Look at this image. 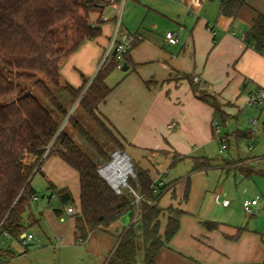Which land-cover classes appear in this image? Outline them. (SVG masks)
Listing matches in <instances>:
<instances>
[{
    "label": "crops",
    "instance_id": "crops-1",
    "mask_svg": "<svg viewBox=\"0 0 264 264\" xmlns=\"http://www.w3.org/2000/svg\"><path fill=\"white\" fill-rule=\"evenodd\" d=\"M176 1L164 7L168 21L164 35L173 32L178 43L170 45L164 35L156 33L159 27L153 22L160 20L157 15H150L149 9L151 25L138 29L143 39L131 50L127 71L116 70L120 77L113 85L108 84L109 77L106 80L113 90L98 114L125 142V153L137 169L148 171L154 183L163 184L156 191L163 192L158 202L163 210L160 234L164 236L169 207L184 212L180 230L160 250L155 264L264 263L262 235L228 219L226 213L215 220L191 213L187 209L191 185L188 200H183L190 177L170 175L176 163L187 164L191 172L192 159L208 158L204 155L207 148L219 142L221 136L216 132L215 109L199 99L194 87L210 95L229 118L247 110L252 106L250 97L264 91V49L260 52L245 41L255 17L264 16V0H245L246 6L236 18L220 15L222 0ZM101 28V37L85 42L62 62V81L78 88L82 75L95 78L104 64L114 31L111 23ZM254 108L262 111L264 105ZM171 124L176 127L169 128ZM246 159L255 162L249 157L242 160ZM214 168L221 173L230 170L222 162ZM231 205V201L228 206L222 205L225 212ZM139 219V214L132 218L128 212L110 227L92 233L83 245L105 264L125 230ZM203 222L218 225L207 229Z\"/></svg>",
    "mask_w": 264,
    "mask_h": 264
},
{
    "label": "trees",
    "instance_id": "trees-1",
    "mask_svg": "<svg viewBox=\"0 0 264 264\" xmlns=\"http://www.w3.org/2000/svg\"><path fill=\"white\" fill-rule=\"evenodd\" d=\"M101 1L0 0V62L8 71L6 74L0 68V237L8 234L18 241L20 235L27 232L24 216L36 196L32 181L40 172L44 160L55 155L79 175L80 206L74 216L76 243L85 244L92 233L110 227L128 212H131L132 218L139 214V221L125 230L105 264H138L141 253L142 264H155L160 250L180 230V218L184 212L174 206L168 208L170 214L162 236L159 218L163 210L158 202L163 192L154 191L149 172L136 169V176L128 179L131 189L141 197L139 202L129 188L117 194L101 177L98 162L86 153L66 127L62 128V123L67 119L79 138L96 155L105 163L111 162V152L84 128L74 114H70L57 95V91L63 88L69 95L71 105L78 102L77 109L80 108L90 120L96 122L104 133L111 134L100 122L97 113L113 90L106 80L120 67L116 50L109 53L93 80L82 75L83 82L78 88L63 83L60 74L64 60L85 42L102 36L101 25L89 22L92 10L102 11L97 6ZM245 6V0H222L219 13L236 18ZM57 31L60 32L63 46L59 43ZM245 41L258 51H263V15L255 17ZM130 52L124 55L122 66H129ZM30 84L46 103L41 102L33 91L27 90ZM194 91L199 99L215 109L216 116H220L226 126L229 117L222 112L219 104L196 87ZM16 95L18 97L13 99ZM218 126L221 127L219 122ZM233 136L238 141L251 138L253 133L236 130ZM225 142L229 148L228 137ZM31 159L34 161L31 162ZM192 161L191 172L215 167L214 160L209 158H193ZM242 173L249 178L256 172L243 170ZM49 190L53 195L61 193V200L71 206V195L66 190L56 192L52 183ZM189 192L188 178L184 201L188 200ZM203 225L207 229H215L218 224L203 222ZM5 255L13 254L0 248V257Z\"/></svg>",
    "mask_w": 264,
    "mask_h": 264
},
{
    "label": "rangeland",
    "instance_id": "rangeland-1",
    "mask_svg": "<svg viewBox=\"0 0 264 264\" xmlns=\"http://www.w3.org/2000/svg\"><path fill=\"white\" fill-rule=\"evenodd\" d=\"M174 2L177 1L127 0L122 18V31L126 30L134 34L137 33L139 28H148L151 25L148 17V10L150 9V15L155 14L160 20V23L153 22L159 27L156 33L163 36L166 31L165 28L168 26V21L164 17V7L173 5ZM101 13L102 11L97 9L92 10L89 14V22H96ZM110 14L111 12H105V16ZM56 35L60 45L63 46V41L59 37L60 32L57 31ZM107 56L108 49L104 60ZM0 68L8 74L1 62ZM115 71L109 76L108 84L113 85V83L118 82L120 71ZM27 90L33 91L41 102H45L44 98L35 91L32 84L27 86ZM57 95L67 106L70 114H74L84 128L96 136L100 144L111 152V162L116 152L121 154L126 152L125 142L116 135L100 113H97L100 122L112 135L104 133L96 122L90 120L80 108L77 109L78 102L71 105L69 95L63 88L57 91ZM17 97L16 95L13 99ZM50 109L55 113L52 107ZM252 119H258L259 125L257 128L251 127L250 121ZM217 122L221 125V137L227 136L229 138V148L223 154H220V141L215 142L207 148L204 155L214 160L215 165L217 162H222L230 170L221 173L217 168H211L207 171L190 172V167L187 164L176 163L171 168L170 175L180 173L179 176L181 177H190L191 193L189 192L190 198L187 209L191 213L203 215L212 220L226 213L225 217L228 219H232L239 224L242 223L247 229L262 235L264 243V175L262 174L264 172V110L256 111L253 106H250L239 116L228 118L226 126L220 116H217ZM64 127L76 138L86 153L98 162L100 168H104L110 163H105L84 140L79 138L76 130L68 123L67 119L62 123V128ZM236 130H251L253 136L249 139L237 141L233 136ZM245 157L254 158L255 162L247 159L242 160ZM130 163L134 174H136L138 166L133 160H130ZM243 170H255L256 173L246 178L242 173ZM50 183L56 187V192L64 189L71 195L70 205L78 212L80 184L77 171L68 166L58 156L47 157L41 166L40 172L36 174L32 181V187L40 200L31 202L24 216L28 228L27 233L34 235L35 239L28 246H23L11 237H0V248L9 250L13 254L12 256H1L0 264H101L102 259L100 257L87 252L86 246L83 244L76 243L74 217L66 215L68 205L61 200V193H57L52 199L50 198L52 195L49 190ZM124 189L126 188L122 187V190ZM254 197L259 198V205L252 214H247L242 204L245 200ZM225 198L232 203L227 212L222 206V201ZM168 214H170L169 210ZM61 218L65 220L61 221ZM103 261L105 262V260ZM142 261L143 253L138 259V264H142Z\"/></svg>",
    "mask_w": 264,
    "mask_h": 264
},
{
    "label": "built area",
    "instance_id": "built-area-1",
    "mask_svg": "<svg viewBox=\"0 0 264 264\" xmlns=\"http://www.w3.org/2000/svg\"><path fill=\"white\" fill-rule=\"evenodd\" d=\"M172 1H176V0H172ZM126 2L127 0H103L99 3H97V6L99 9L102 10L101 16L96 20V22H93L92 24L97 25L98 23L100 25L103 24H107V23H111L114 26V31L113 34L111 36V42H110V47L108 50V55L112 50H116L117 53V60L120 62V67L122 68V64L124 62V55L127 52H130L134 45L136 43H139L142 41L143 37L142 35H140L138 32L137 33H131L129 31L123 30L122 31V18H123V13H124V9L126 6ZM105 12H111V14L109 16H105ZM165 40L170 44V45H176L178 43V37L176 36V34H174L173 32H167L165 35ZM195 81H198V79H195ZM250 105H252L253 107H261L264 105V91H258L256 93H254L251 97H250V101H249ZM250 125L253 128H257L259 125L258 119H252L250 121ZM176 125L175 124H171L169 126V128H175ZM216 132L219 134L220 133V127L218 126V123L216 122ZM220 141V149H219V153L223 154L224 151H226L227 148V144L225 142V140L220 136L219 138ZM109 168V165H107L104 168H100L99 172L101 173V175L108 180V182L111 184L112 188L114 189V191L117 194H121L122 192V187L125 188H129L135 195H136V200L137 202H139L141 200V197L138 196L129 186L128 184V180L127 181H122L121 184H119L118 186H114L109 179L105 176V171ZM163 184L159 183V182H155L154 186H155V192L157 191V189L159 187H161ZM56 195H51L50 198H54ZM40 200V198L38 196H34L33 197V201L34 202H38ZM259 198H254L251 200H245L243 202V208L245 210V212L247 214H252L254 209L258 206L259 204ZM230 204V200H224L222 201V205L223 206H228ZM77 214V211L75 210L74 207L72 206H68L67 210H66V215L68 217L71 216H75ZM64 218H61V221H64ZM5 236L10 237L8 234H6ZM35 239L34 235L32 234H28L27 232L23 233L20 235L18 242L23 245V246H28L31 242H33V240Z\"/></svg>",
    "mask_w": 264,
    "mask_h": 264
},
{
    "label": "bare ground",
    "instance_id": "bare-ground-1",
    "mask_svg": "<svg viewBox=\"0 0 264 264\" xmlns=\"http://www.w3.org/2000/svg\"><path fill=\"white\" fill-rule=\"evenodd\" d=\"M131 171L130 162L121 156H116L113 165H111L106 171L105 176L114 185L118 186L122 183L124 176Z\"/></svg>",
    "mask_w": 264,
    "mask_h": 264
},
{
    "label": "water",
    "instance_id": "water-1",
    "mask_svg": "<svg viewBox=\"0 0 264 264\" xmlns=\"http://www.w3.org/2000/svg\"><path fill=\"white\" fill-rule=\"evenodd\" d=\"M122 70L123 71H127V65L126 64H124L123 65V67H122ZM121 156V157H125L129 162H130V158H129V156L126 154V153H124V154H121L120 152H116L115 154H114V159H113V161L112 162H110L108 165H109V167L111 166V165H113V163H114V161H115V157L116 156ZM130 165H131V171L129 172V173H127L125 176H124V181H127L130 177H135L136 175L134 174V172H133V169H132V164L130 163ZM100 173V172H99ZM100 175H101V173H100ZM101 177L111 186V184L108 182V180L107 179H105L102 175H101ZM112 187V186H111ZM113 189V188H112ZM114 190V189H113Z\"/></svg>",
    "mask_w": 264,
    "mask_h": 264
}]
</instances>
